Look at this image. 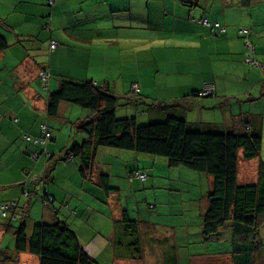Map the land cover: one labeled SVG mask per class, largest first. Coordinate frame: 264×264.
Instances as JSON below:
<instances>
[{
  "label": "crops",
  "instance_id": "0c3cea01",
  "mask_svg": "<svg viewBox=\"0 0 264 264\" xmlns=\"http://www.w3.org/2000/svg\"><path fill=\"white\" fill-rule=\"evenodd\" d=\"M46 5L47 0H0V35L8 44L0 52V204L16 202L17 217L27 210V235L35 224L63 222L94 264L211 259L235 264L226 249L214 251V257L209 249L202 252L212 242L230 248L234 242L229 225L215 236H202L210 177L169 168L162 158L109 148H97L90 175L80 177L78 159L63 162L60 156L86 141L75 122L89 113L60 103L57 116L49 117L46 100L61 79L92 81L121 99L118 118L134 117L143 125L175 117L196 130L215 132L247 128L263 141L264 0H54L51 8ZM203 18L225 31L211 33L196 24ZM240 29L248 36L239 35ZM51 41L57 47L49 52ZM245 42L254 47L257 67L243 62ZM43 72L49 74L46 88ZM132 83L139 85L138 95L129 93ZM205 85L214 93L199 98ZM41 124L49 127L51 142L44 147L23 140V135L38 137ZM44 149L51 156L41 155ZM34 153L36 161L30 157ZM254 159L257 169L264 166L260 152ZM136 171L146 173L147 180L131 178ZM173 172L177 179L170 178ZM100 175L107 177L110 191L99 186ZM42 190L53 198L48 210ZM143 197L148 201L136 204ZM123 211L137 223L133 236L121 222ZM7 222L0 218V264H39L35 256L15 252L16 224Z\"/></svg>",
  "mask_w": 264,
  "mask_h": 264
},
{
  "label": "trees",
  "instance_id": "16d2710c",
  "mask_svg": "<svg viewBox=\"0 0 264 264\" xmlns=\"http://www.w3.org/2000/svg\"><path fill=\"white\" fill-rule=\"evenodd\" d=\"M52 5L46 6L51 8ZM45 29L49 30L48 22L45 23ZM246 31L247 34L243 37L248 36L249 32ZM6 48L8 44L0 35V52ZM243 62L245 63L244 59ZM43 74L44 79L41 76L40 78L46 88L49 74L46 72ZM133 85L139 88L138 84L132 83L129 93L138 95L140 88L135 93L132 91ZM203 88L197 93L199 98L213 95L214 88L211 95L203 97L201 95ZM120 100L106 87L96 85L92 81L75 82L61 79L57 90L47 96V115L57 116L60 103L77 106L88 111L89 115L75 122L76 129L86 135V141L66 149L62 156L59 155L60 160L64 162L78 159L79 175L86 178L92 169L95 150L109 148L162 158L169 168L181 167L210 177L211 188L206 196L207 207L201 219L203 238L215 236L229 225L233 229L234 238L231 245L232 253H249L252 249V253H255V247L264 231V166H259L258 178L254 184L238 185V154L241 151L245 160L257 158L262 145L261 135L247 128L227 132L196 130L186 121L175 117L139 125L134 117L118 118L115 115ZM1 119L0 116V121ZM42 126L50 135L49 141L38 144L45 147L52 141V135L46 124H41L39 130ZM34 138L23 135V140L32 143ZM42 152L41 155L51 156L45 149ZM34 154L37 157L32 160L36 161L39 155ZM130 177L140 182L147 180V174L144 172H131ZM98 181L104 191L111 190L105 175H100ZM49 197L52 198L42 190L41 200L44 210H48L52 205L53 198L51 202H47ZM67 206L63 205L68 209ZM16 207L18 210L17 203ZM70 212L75 215L74 210ZM3 220H7L8 224H16L12 232L15 252L35 256L39 264H94L81 248L75 233L63 222L35 224L27 235L26 209L20 211V217L15 213L14 218ZM121 222L131 236L136 234L137 223L131 220L125 211L122 212ZM134 245L138 251L136 238Z\"/></svg>",
  "mask_w": 264,
  "mask_h": 264
},
{
  "label": "rangeland",
  "instance_id": "374dc122",
  "mask_svg": "<svg viewBox=\"0 0 264 264\" xmlns=\"http://www.w3.org/2000/svg\"><path fill=\"white\" fill-rule=\"evenodd\" d=\"M252 45V44H251ZM253 47V45H252ZM254 49V47H253ZM245 54V53H244ZM254 56V52L252 54V57ZM254 59V57H253ZM255 60V59H254ZM256 62V61H255ZM78 109V111H85V113H89L86 110H82L80 108H75ZM239 165H238V176H237V184L238 185H244V184H251V183H255L257 181V174H258V169H257V165H256V161L257 159L254 160H245L242 158V154L241 151H239ZM260 158L262 159V161H264V136H263V141H262V149L260 151ZM177 172H173V174H170V178L173 179H177L178 175L174 174ZM166 173H164L163 175H165ZM165 179H169V174L167 173V177ZM204 187V186H203ZM42 195V192H41ZM171 195H174L171 194ZM157 198V204L158 206L161 205L159 196L156 195ZM173 199V196L171 197L170 200ZM148 198L143 197L141 199H136V204H140V203H144L147 202ZM151 202H155L154 198H152ZM162 206H164V202L162 204ZM165 207V206H164ZM192 219V218H191ZM172 224V223H171ZM162 225H170V224H162ZM250 240H248V244L250 246ZM256 252L252 253L253 249L249 251V253H232L231 248L229 247L228 243H225L221 240H219L218 242H212L211 245H209L207 248H202V252H206V250L209 249V257H214L216 254H213L214 251H224L226 249L227 255H228V259L229 262H233L236 264H264V231L260 236V241L259 243L256 245ZM232 256V257H231ZM215 261H213L212 259L210 261L205 262L204 264H214Z\"/></svg>",
  "mask_w": 264,
  "mask_h": 264
},
{
  "label": "built area",
  "instance_id": "2783aa9c",
  "mask_svg": "<svg viewBox=\"0 0 264 264\" xmlns=\"http://www.w3.org/2000/svg\"><path fill=\"white\" fill-rule=\"evenodd\" d=\"M52 3H53V0H49L47 4L49 6H51ZM196 24L207 28L211 33H214L215 31L218 33H223L225 31L224 27L220 26L217 23H210L206 18L197 20ZM238 34L241 36H245L247 34V31L245 29H240L238 31ZM56 47H57L56 43L54 41H51L49 43V47H48L49 52H52L54 49H56ZM244 47H245V54H244L245 63L250 65V66H256L257 67L258 64L255 62V60L252 57L254 49H253L251 43L245 42ZM40 76L42 79H44L43 73ZM132 91L137 93L139 91L138 86L133 85ZM212 91H213L212 85H205L203 88V91L201 92V95L203 97L209 96L212 94ZM40 132H41L40 137L33 139L34 144H44L47 141H49L50 135L46 131L44 126L41 127ZM36 157H37L36 154L31 155V159H36ZM140 177L143 178V176H140ZM24 196L27 197V194L24 193ZM51 200H52V198L49 197L47 199V202H51ZM16 211H17V207H16L15 202L0 204V218L1 219H9V218L12 219V218H14V214L16 213Z\"/></svg>",
  "mask_w": 264,
  "mask_h": 264
}]
</instances>
